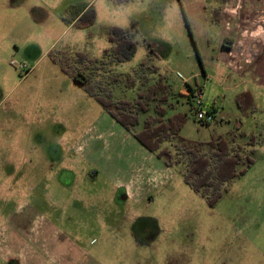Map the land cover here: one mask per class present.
<instances>
[{"label": "rangeland", "instance_id": "374dc122", "mask_svg": "<svg viewBox=\"0 0 264 264\" xmlns=\"http://www.w3.org/2000/svg\"><path fill=\"white\" fill-rule=\"evenodd\" d=\"M73 1L0 0V138L5 136L0 176L6 177L13 168L6 159L25 161L20 175L23 170L26 175H32L33 169L34 175L47 172L51 163V190L56 195L50 205L48 198H37L29 207L32 199L12 196L24 183L0 181V225L17 224L28 228L22 234L56 238L53 249L59 247L57 241L77 239L90 252L89 243H94L91 247L99 264H169L170 259L180 264H264V57L241 73L217 59L216 20L225 0H134L123 6L96 0L91 8L95 21L85 28L70 22L79 14L82 17L90 0L71 5ZM253 1L255 13L264 17V0ZM226 2L228 6L230 1ZM133 20L139 21L134 38L137 50L116 71L131 72L146 59L144 40L155 41L154 64L173 92L171 115H187L181 137L210 142L219 136L247 135L239 136L234 145L244 147L241 155L251 158L253 165L238 167L239 173L246 169L245 174L234 179L214 207L184 182L181 166L140 205L124 206L118 198L106 203L112 183L101 173L93 177L98 170L89 157L104 160L107 139L109 147L114 144L120 150L127 142H122L120 128L108 123L101 106L48 54L66 50L101 59L111 45L110 28H129ZM156 42L165 51H159ZM188 87L202 90L201 107L214 115L208 126L196 119L194 108L199 105L190 102ZM244 94L253 98V106L247 109ZM32 105L50 120L31 125L23 117ZM55 125L66 133H55ZM57 135H63L67 149L59 146L63 143ZM98 135L101 140L95 141ZM252 137L254 146L247 144ZM75 144L84 150L71 151ZM66 157L72 165L68 170L77 175L72 186L58 180L65 172L60 158ZM139 222L158 234L152 242L135 241L132 233L139 232Z\"/></svg>", "mask_w": 264, "mask_h": 264}, {"label": "trees", "instance_id": "16d2710c", "mask_svg": "<svg viewBox=\"0 0 264 264\" xmlns=\"http://www.w3.org/2000/svg\"><path fill=\"white\" fill-rule=\"evenodd\" d=\"M109 1L123 6L134 0ZM74 20L70 24L75 28L88 27L95 21V11L89 8L78 21ZM138 24V20H133L129 28H110L111 45L104 50L101 59L66 50H51L48 57L141 146L167 167L181 166L184 182L210 207H214L234 179L245 174L246 169L239 173L238 167L245 165L250 168L253 165L251 158L242 157L244 147L234 145L239 136L246 138L247 135L236 133L229 139L219 136L210 142H195L181 137L187 115L180 112L171 115L175 110L173 92L168 79L154 64L157 55L154 41L144 40L146 59L131 72L116 71V66L130 61L132 54L136 53L134 38L139 32ZM226 42L231 43V40ZM188 89L192 99L194 91L191 87ZM247 141L250 146L256 143L255 137ZM172 261L180 264L176 259H170L169 264H173Z\"/></svg>", "mask_w": 264, "mask_h": 264}, {"label": "crops", "instance_id": "0c3cea01", "mask_svg": "<svg viewBox=\"0 0 264 264\" xmlns=\"http://www.w3.org/2000/svg\"><path fill=\"white\" fill-rule=\"evenodd\" d=\"M80 1L82 0H74L71 5L79 4ZM93 1L95 2L96 0H90L81 13L92 8ZM226 1H224L223 8H221L219 17L216 20V27L218 28V37L216 38L217 59L227 62L232 70L241 73L249 64L254 63V61H260L264 57V17H259L255 13L254 7L257 6V3L253 0H229L228 6ZM242 8H245L247 12L242 13L244 11ZM262 10H264V7ZM226 40H231V43H227ZM156 44L159 47V51H165V47L162 44L159 45L157 42ZM244 96L246 98L245 109L253 106V98L247 97L246 94ZM30 110H32L30 113L26 111V116L23 118H26L31 125L45 124L50 120V117L46 114H39L40 108L32 105L29 108ZM104 116L110 120L108 123L112 124L113 127L118 126L120 128L118 130L122 131V133H120L121 131L119 132L122 135V142L124 139L127 142V147H124L122 150L116 148L114 144L109 147V139H107L105 147L107 144L108 148L105 149L108 153L104 160L89 157L91 165L98 170L93 177H97L101 173L112 183L110 199L106 203H112L118 198L119 201L123 202L124 206L129 204L140 205L150 197V193L163 187L172 178L174 175L173 168L167 167L154 154L141 146L133 135L119 125L108 113L105 112ZM65 130L60 125H55V133L62 131L63 134L66 133ZM57 136L61 138L63 135ZM4 138L5 136L0 138V156L2 155L1 148L4 147ZM94 140L100 141V135L94 138ZM60 142L63 144H59V146L64 150L67 149L65 139L61 138ZM36 147L33 146L31 149H36ZM6 148L10 147L6 146ZM70 150L75 152L76 150L81 151L84 149L82 146L75 144L72 145ZM67 158H60L61 164L65 166V172L59 175L58 180L64 186H72L78 180L77 175L68 170L72 165L68 163L69 160ZM3 160H0V165L3 163ZM6 163L13 166V168L6 177L1 175L0 181L24 183L21 187L19 186L17 189H14L12 196L19 198L22 194L21 197L26 196L28 199H32L28 204L29 207L34 205L33 199L37 198H48L50 205V199L56 197L51 190L53 178L50 169L51 163L48 165L49 169L47 172H39L38 168L37 171L39 173L37 175H34L35 169H33L34 173L32 175H26L27 170H23L24 174L22 175L18 173L25 161H17V158H13L12 160L6 159ZM29 164L33 167L37 166L36 163ZM78 197L71 196V198L77 199ZM96 197L98 196H93V199ZM25 229L28 228L17 224L7 226V224L2 223L0 225V264H99L91 247V245H95L94 243H89L90 252H87L84 248V243L82 241L79 242L77 239L57 241V246L59 245V247L53 249V242H55L56 238L54 240L41 238L39 234L36 233V235L33 232L22 234L21 231ZM137 229L139 232L132 233V236H134L135 241L138 243L152 242L158 235L155 231L153 233L152 228L145 227L141 222L137 225ZM157 229L158 226L156 227Z\"/></svg>", "mask_w": 264, "mask_h": 264}, {"label": "built area", "instance_id": "2783aa9c", "mask_svg": "<svg viewBox=\"0 0 264 264\" xmlns=\"http://www.w3.org/2000/svg\"><path fill=\"white\" fill-rule=\"evenodd\" d=\"M181 77V75H179ZM192 102H196L199 107L194 108L196 119L200 122L211 123L214 120L213 113L206 112L202 107L200 100L202 98V90H193Z\"/></svg>", "mask_w": 264, "mask_h": 264}, {"label": "flooded vegetation", "instance_id": "af4514ba", "mask_svg": "<svg viewBox=\"0 0 264 264\" xmlns=\"http://www.w3.org/2000/svg\"><path fill=\"white\" fill-rule=\"evenodd\" d=\"M174 264V263H173ZM176 264V263H175Z\"/></svg>", "mask_w": 264, "mask_h": 264}]
</instances>
